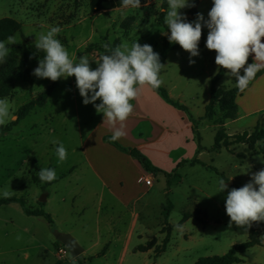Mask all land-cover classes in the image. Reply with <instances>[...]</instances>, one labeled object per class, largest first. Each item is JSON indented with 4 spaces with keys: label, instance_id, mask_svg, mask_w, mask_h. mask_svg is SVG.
Wrapping results in <instances>:
<instances>
[{
    "label": "rangeland",
    "instance_id": "1",
    "mask_svg": "<svg viewBox=\"0 0 264 264\" xmlns=\"http://www.w3.org/2000/svg\"><path fill=\"white\" fill-rule=\"evenodd\" d=\"M162 4L151 0L140 8L120 6L93 12L90 0H0V41L15 37V44L8 45V57L18 67L14 90L3 97L16 116L7 125L17 124L0 139V199L8 190L13 192L11 197L24 202V206L19 202L0 206V264H196L203 257L224 255L248 240L250 228L229 225L225 202L228 190L242 187L252 173L264 168V141L220 150H214V144L220 128L231 135L253 133L257 127L264 131V117L226 119L234 104V97L226 94L215 101L207 119H200L210 102L211 80L219 70L215 51L204 46L199 56L191 57L194 64L183 49L172 51L161 72L162 86L198 121V133L174 156L193 160L202 151L200 163L165 170L170 177L164 173L144 176L143 181L152 179L154 187L128 207L112 202L104 189L102 194L82 153L84 141L103 113H97L93 104L83 103L74 76L52 82L32 74L42 58L33 50L35 36L53 26L61 27L57 38L74 61L83 55L98 59L106 52L105 44L131 46L136 41L151 45L160 56L163 38L170 35L161 24ZM224 75L219 85L236 87L235 78L226 70ZM52 83L55 88L46 101L19 119L20 108L36 100ZM54 139L67 150L63 162H58ZM42 168L54 169L56 179L41 182L37 173ZM221 178L228 189L218 192ZM43 195L45 202L40 200ZM168 201L173 204L167 222L172 226L170 242L159 252L170 232H163ZM24 207L45 210L53 222L27 215ZM133 219L138 220V227L126 250L125 232ZM55 231H69L83 248L93 244L95 248L74 258L54 236ZM106 246L107 256L91 259ZM147 247L151 249L143 251ZM239 257L238 264H264V246H254Z\"/></svg>",
    "mask_w": 264,
    "mask_h": 264
},
{
    "label": "clouds",
    "instance_id": "2",
    "mask_svg": "<svg viewBox=\"0 0 264 264\" xmlns=\"http://www.w3.org/2000/svg\"><path fill=\"white\" fill-rule=\"evenodd\" d=\"M121 4L125 8H140L141 0H121ZM167 5V9H159L165 13L164 23L170 30L167 38L190 54V64L195 63L191 57L200 55L199 43L203 28L207 27L206 48L215 51V64L235 78V86L240 92L245 91L257 73L264 70V0H212L208 19L197 13L193 22L187 21L180 10L195 6L194 3L167 0ZM61 31V27L53 26L46 33L35 36V47L44 56L32 74L52 82L74 76L83 103H91L97 113H103V123L112 129L110 140L116 142L126 135L125 122L134 112L132 101L137 99L141 89L149 86L155 90L162 86L161 72L165 65L151 45H141L137 41L131 46L110 47L105 44L106 52L98 59L93 61L83 55L74 61L57 38ZM15 42L13 36L0 41V63L11 52L8 45ZM250 57L252 63H248ZM92 62L96 65L94 68ZM15 119L9 101L0 98V126ZM52 143L57 145L58 162H63L67 158L66 148L55 139ZM37 174L41 182L50 183L56 179V172L51 168H42ZM227 189L228 185L221 178L218 192ZM12 194L8 190L3 192L5 198ZM225 210L230 226L234 223L247 230L254 223L264 222V168L252 173L250 181L242 187L227 191Z\"/></svg>",
    "mask_w": 264,
    "mask_h": 264
},
{
    "label": "crops",
    "instance_id": "3",
    "mask_svg": "<svg viewBox=\"0 0 264 264\" xmlns=\"http://www.w3.org/2000/svg\"><path fill=\"white\" fill-rule=\"evenodd\" d=\"M158 1L167 4V0ZM149 2L151 0H148L147 3ZM189 3H194L195 6L184 8L183 15L187 19H190L191 22L195 21L197 13H202L205 20L208 19L212 0H189ZM190 10H194V13L191 14ZM204 33L207 39V27H204ZM214 54L216 55V53ZM168 58L164 65L168 63ZM252 62L250 57L248 63ZM218 87L222 86L218 85ZM169 95L174 100L171 94ZM132 103L135 107L134 112L125 122L126 135L117 141L126 147L139 149L162 170L174 171L184 160V157H175L174 153L185 144L191 143L194 137L191 121L180 110L167 104L149 86H144L137 99ZM235 103L238 108V119L264 117V73L257 77L242 95L235 98ZM103 121L104 117L102 116L96 128L89 133L83 143L84 160L96 181L102 186V194L106 190L107 194L104 195H107L108 199L128 207L130 203L136 202L140 197L150 193L155 183L151 186L146 185L143 181L144 176L152 174L147 172L138 160L104 141L106 135L113 133L110 126L106 127L108 124ZM229 135L231 134L229 133ZM202 154L203 152L199 151L196 158L200 160L199 157ZM137 227L138 220L133 219L128 231L125 232L123 249L127 250L131 245ZM61 232L72 234L69 231ZM93 248H95L94 244L89 248L84 247V251ZM105 256L107 253L102 258Z\"/></svg>",
    "mask_w": 264,
    "mask_h": 264
},
{
    "label": "trees",
    "instance_id": "4",
    "mask_svg": "<svg viewBox=\"0 0 264 264\" xmlns=\"http://www.w3.org/2000/svg\"><path fill=\"white\" fill-rule=\"evenodd\" d=\"M147 2L148 0H141V5H145L147 4ZM90 6L93 12H101V11H109V10L116 9L117 7L122 6V4H121V0H90ZM162 8L164 9L167 8L166 2L162 4ZM190 13L193 14L194 10H190ZM164 15L165 13L161 12L160 20H161V24L165 28H167V26L164 23ZM129 20H132V18H129ZM187 21L191 22L190 19H187ZM205 45H206V37L204 33V28H203L202 38L199 43V50L203 48ZM178 49H182V48L178 44L170 43L168 38L164 37L160 56H159L161 63L164 64L168 58V55L172 51L178 50ZM33 50L39 53L43 58L44 53L42 51L36 49V47H33ZM17 68H18L17 65L9 57H7L4 62L0 63V98L10 95L12 91L14 90ZM263 73H264V70L257 73L256 78L259 77ZM224 74H225V69L221 68L220 71L216 74V76L212 78L211 89H210V93H211L210 102L205 107V114L203 117L200 118L201 120L207 119L211 115V112L214 108L215 101L218 100L221 96L226 95V94L234 97L233 113L230 115V117L226 119H230V118L234 119L235 116L237 118L238 108L235 103V98L238 95H242L244 91L240 92L236 87L231 88V89H224L223 87H218L219 82L222 79ZM54 88H55V83H52L38 96L36 100H33L29 104L22 106L19 110V119L25 117L28 114V112L32 110L35 106L42 105L46 101V99L51 95ZM154 91L158 95H160L166 102H168L175 108L180 109L184 113H186L189 116V120L192 123L193 133L194 134L198 133V126H197L198 121L195 118H193L192 115H190L188 108L186 106L173 100L170 97L168 91L163 86L159 87L158 89H155ZM16 124H17V121L12 122L6 126H0V139L4 135L8 134L12 130L13 126H15ZM226 131H227L226 128H220L218 130L216 134V138H215L214 150H220L224 146L228 148L235 144H246V143L255 144L258 141H264V131L261 130L260 127H257L253 133L244 132L241 134L229 135L227 134ZM111 136L112 135H106L104 137V141L111 144L112 146L120 150L121 152L127 153L133 158H135L136 160H138L147 172L151 173L155 177H157L159 173H164L169 177L171 176V174H169L168 172L154 165V163L142 151L136 148L126 147L120 144L118 141L112 142L110 140ZM185 163L195 165V164L200 163V160L198 158H195L191 161L184 160L180 163V166ZM13 202H19L24 206L23 200L17 197L0 199V206L5 205V204H10ZM172 209H173V204L170 201H168L167 205L164 206V210H163V215L165 217V224H166V227L163 228V232H165V230H169L170 232L166 236L163 242V246L159 252H164L167 248V245L170 242L172 226L168 225L167 222H168L169 215ZM24 211L29 216L44 217L48 222L50 223L53 222L51 214L47 213L43 209L30 210L24 207ZM185 218H188V215H186ZM198 219L202 221L200 216H198ZM263 236H264V222L254 223L252 227L249 229V238L247 241L243 243L235 244L224 255L203 257L199 259L196 262V264H238L242 261L239 256L245 253L248 249L254 246H264ZM149 249H151V247H147L143 251H147ZM106 250H107V246L104 247V249L100 251L97 255L92 256L91 259L104 256L106 254Z\"/></svg>",
    "mask_w": 264,
    "mask_h": 264
},
{
    "label": "water",
    "instance_id": "5",
    "mask_svg": "<svg viewBox=\"0 0 264 264\" xmlns=\"http://www.w3.org/2000/svg\"><path fill=\"white\" fill-rule=\"evenodd\" d=\"M40 200L45 202L46 195H43ZM54 236L67 247L72 257L76 258L84 252V248L72 234L55 231Z\"/></svg>",
    "mask_w": 264,
    "mask_h": 264
},
{
    "label": "built area",
    "instance_id": "6",
    "mask_svg": "<svg viewBox=\"0 0 264 264\" xmlns=\"http://www.w3.org/2000/svg\"><path fill=\"white\" fill-rule=\"evenodd\" d=\"M145 184L149 185V186L152 185V179H150V178L146 179Z\"/></svg>",
    "mask_w": 264,
    "mask_h": 264
}]
</instances>
